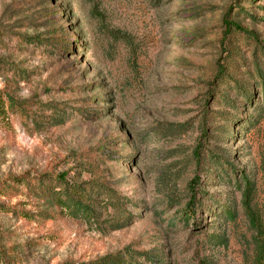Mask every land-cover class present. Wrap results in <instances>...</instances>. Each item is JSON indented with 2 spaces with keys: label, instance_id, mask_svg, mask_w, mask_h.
I'll use <instances>...</instances> for the list:
<instances>
[{
  "label": "rangeland",
  "instance_id": "rangeland-1",
  "mask_svg": "<svg viewBox=\"0 0 264 264\" xmlns=\"http://www.w3.org/2000/svg\"><path fill=\"white\" fill-rule=\"evenodd\" d=\"M261 75L264 0H0V264H252Z\"/></svg>",
  "mask_w": 264,
  "mask_h": 264
},
{
  "label": "trees",
  "instance_id": "trees-1",
  "mask_svg": "<svg viewBox=\"0 0 264 264\" xmlns=\"http://www.w3.org/2000/svg\"><path fill=\"white\" fill-rule=\"evenodd\" d=\"M228 31H236V32H242V33H248L244 29L240 28L239 26L235 25L232 21L229 22L227 25ZM261 74V72L259 73ZM264 75H261L263 78ZM223 78V77H221ZM220 78V79H221ZM242 96L246 98L245 93H242ZM6 103L8 104L9 108H16L19 109V104L15 102L13 99L7 98ZM2 96H0V110L4 108V106H7ZM231 173H233L232 168L229 169ZM235 179L236 183L239 184V191L242 192L243 195V204L245 206V210L249 219V224L251 231L253 232L252 236V244L254 246V258L252 264H264V217L261 213H259V210L255 208V186L251 179L242 176L238 178L235 176V173L232 174ZM28 174L24 175L19 178L13 179V182L17 185H26L27 188H30V184L28 182ZM57 181V180H56ZM243 181V184L241 185L240 182ZM77 192L76 196H78L80 199L84 198V192L81 188L76 189ZM2 194L7 195V191H1ZM73 193H71L69 188L65 189H58L57 191H53L50 193V198L55 200L56 204L59 207H62L66 209L68 212H73V214H81L82 216L90 214V210L88 206L84 205L83 203L73 199ZM196 195L193 193V196L191 198V202L187 205H184L182 203L183 207H180L178 210L180 211L181 216L187 224L190 223L192 219H195V209L197 208L196 205ZM226 216H228L231 221L234 220V211L227 209L225 210ZM210 244L216 245L218 242V237L212 236L209 241ZM98 264V263H97ZM99 264H135L134 261L128 262L123 258H117V257H108L101 261H99Z\"/></svg>",
  "mask_w": 264,
  "mask_h": 264
}]
</instances>
